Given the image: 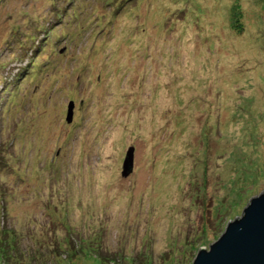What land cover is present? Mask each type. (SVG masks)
Wrapping results in <instances>:
<instances>
[{
    "label": "rangeland",
    "instance_id": "obj_1",
    "mask_svg": "<svg viewBox=\"0 0 264 264\" xmlns=\"http://www.w3.org/2000/svg\"><path fill=\"white\" fill-rule=\"evenodd\" d=\"M263 190L264 0H0V264H193Z\"/></svg>",
    "mask_w": 264,
    "mask_h": 264
},
{
    "label": "water",
    "instance_id": "obj_2",
    "mask_svg": "<svg viewBox=\"0 0 264 264\" xmlns=\"http://www.w3.org/2000/svg\"><path fill=\"white\" fill-rule=\"evenodd\" d=\"M74 103L67 120L72 122ZM135 147L129 148L123 164V176L134 171ZM209 248H198L193 264H264V190L247 200L242 215L230 219L224 232Z\"/></svg>",
    "mask_w": 264,
    "mask_h": 264
},
{
    "label": "bare ground",
    "instance_id": "obj_3",
    "mask_svg": "<svg viewBox=\"0 0 264 264\" xmlns=\"http://www.w3.org/2000/svg\"><path fill=\"white\" fill-rule=\"evenodd\" d=\"M140 3H141V2H140ZM110 31H111V30H110ZM111 32H112V31H111ZM111 35H112V33H111ZM103 36H104V35H103ZM134 36H135V34H134ZM113 37H114V36H113ZM101 38H102V37H101ZM107 38H108V37H107ZM110 38H111V36H110ZM134 39H135V38H134ZM106 40H107V39H106ZM128 40H129V39H128ZM113 44H114V43H113ZM115 45H116V44H115ZM107 48H108V47H107ZM107 48H106V49H107ZM111 48H112V46H111ZM113 48H114V47H113ZM106 49H105V51L108 52L109 49H107V50H106ZM109 51H110V50H109ZM113 52H114V51H113ZM105 54H106V53H105ZM109 54H110V53H109ZM116 60H117V59H116ZM111 61H113V60L111 59ZM165 79H166V78H165ZM163 80H164V79H163ZM184 81H185V79H184ZM164 102H165V101H164ZM165 104H166V103H165ZM165 110H166V109H165ZM164 112H165V111H164Z\"/></svg>",
    "mask_w": 264,
    "mask_h": 264
}]
</instances>
